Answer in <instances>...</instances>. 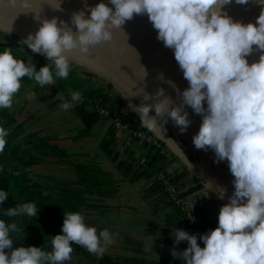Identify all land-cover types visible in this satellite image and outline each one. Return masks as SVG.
<instances>
[{
	"label": "clouds",
	"instance_id": "9594fccd",
	"mask_svg": "<svg viewBox=\"0 0 264 264\" xmlns=\"http://www.w3.org/2000/svg\"><path fill=\"white\" fill-rule=\"evenodd\" d=\"M232 2L108 0L106 4L99 0L95 6L85 4L87 16L85 11L71 14L75 32L62 19L40 20L35 16L39 27L20 43L51 62L54 75L48 63L37 70L34 63L15 58L12 49L0 51L3 109L12 106L23 77L34 79L41 87L55 84V78L69 76L66 53H87L90 46L111 40V30L121 28L134 14L147 15L157 30L156 39L172 49L188 87L176 89L178 106H172V100L159 89L154 95L145 93L141 103L129 107L148 131L164 127L167 117L183 134L191 124L184 110L189 106L201 117L198 131L191 137L194 147L211 149L215 162L226 160L233 177L234 190L228 202L219 207L215 228L199 236L179 228L171 233L174 245L187 242L182 251L170 249L172 257L182 259L183 264H264V0H254L261 8L255 23L233 20L223 12V6ZM234 2L245 5L249 0ZM57 5L55 9H60L59 0ZM254 51L260 52L259 59L249 63L247 57ZM167 83L176 88L172 81ZM70 96L71 100L61 105L65 111L81 100L78 91L70 92ZM150 100L152 103H146ZM7 136V129L0 126V153L5 150ZM226 191L218 188V198L223 199ZM8 196L0 189V204ZM4 214L37 216L38 211L34 202H26L7 208ZM15 232V222L0 219V264H65L71 260L73 243L102 257L114 238L107 229L98 232L95 226L87 225L79 212H63L61 231L51 236V251L32 245L13 248ZM153 244L154 240L149 247Z\"/></svg>",
	"mask_w": 264,
	"mask_h": 264
},
{
	"label": "crops",
	"instance_id": "0c3cea01",
	"mask_svg": "<svg viewBox=\"0 0 264 264\" xmlns=\"http://www.w3.org/2000/svg\"><path fill=\"white\" fill-rule=\"evenodd\" d=\"M35 62L41 66L48 63L55 74V67L48 60ZM70 64L74 65V70H70L65 79L55 78V84L41 87L34 79L23 77L12 106L3 108L14 118L10 127H19L20 143L30 141L33 154L41 156L36 165L25 169L30 181L52 201L62 216L63 212H79L85 217V223L95 226L98 232L107 229L114 234L113 242L102 257L73 243L71 260L65 264H99L103 257L125 264H183L182 259L172 257L170 249L175 247L182 251L187 242L174 245L171 233L179 228L199 236L215 228L222 204L190 177L185 155L178 152L166 157L160 163L162 167L171 166L178 175L190 181L187 192L192 195L191 208L196 220L188 226L179 209L165 201L152 185L154 170L133 165L131 149L124 144L127 131H115L111 121L101 119L88 104L89 93L95 92L87 91L80 81L90 79L89 73L77 64ZM74 81H78V88L70 85ZM104 88L108 90L107 86ZM74 91L80 92L81 100L65 111L61 105L71 100L70 92ZM106 96H111L110 103L116 105V110L127 113L123 122L129 129H146L127 102L116 100L112 93L106 92L107 100ZM36 139L56 146L60 155L52 153L46 144L34 148L33 140ZM145 150L155 166L158 154L152 149ZM76 165L91 170V182L82 181ZM208 223L214 226H207ZM61 225L50 229V238L60 233ZM153 240V248H150ZM198 243L203 247L199 239Z\"/></svg>",
	"mask_w": 264,
	"mask_h": 264
},
{
	"label": "bare ground",
	"instance_id": "6f19581e",
	"mask_svg": "<svg viewBox=\"0 0 264 264\" xmlns=\"http://www.w3.org/2000/svg\"><path fill=\"white\" fill-rule=\"evenodd\" d=\"M59 2L60 9H55L58 6L57 0H14V3L11 0H0V23L13 25L15 31L26 37L30 32L35 33L40 20L56 17L58 21L62 19L67 22L75 32V26L71 25L70 21L71 14L74 11H85L87 16L85 4L95 6L99 0H59ZM104 2L107 4L108 0ZM109 6L112 7L110 4ZM35 16L40 20L34 19ZM111 31V40L90 46L87 53L100 52L101 54L98 55L103 54L104 57H108L107 61L129 75L133 71H140L142 76L158 81L159 85L173 88L167 83L170 80L176 85L174 89L178 88L182 91L188 87V82L174 59L172 49L165 47L162 41L156 39L157 30L153 28L146 14H134L133 19L127 20L121 28H114ZM165 120L164 127L177 139L187 154L198 181L221 204L227 203V197L234 190L231 183L233 177L229 172L227 161L215 162L211 149L204 151L194 147L191 137L197 130L188 127L186 132L181 134L171 119L165 117ZM160 138L167 142L168 138L165 135H161ZM221 187L227 190L223 199L218 198L217 189Z\"/></svg>",
	"mask_w": 264,
	"mask_h": 264
},
{
	"label": "trees",
	"instance_id": "16d2710c",
	"mask_svg": "<svg viewBox=\"0 0 264 264\" xmlns=\"http://www.w3.org/2000/svg\"><path fill=\"white\" fill-rule=\"evenodd\" d=\"M7 49L13 50V55L25 63H34L36 68L39 69L41 64L33 62L32 59L23 56L19 52L14 51L13 48L0 44V51ZM71 86L78 88L77 82H71ZM105 100V97H104ZM14 123L12 115L0 109V126H3L8 131L6 137L7 143L5 150L0 153V189L9 193L7 199L0 204V219L6 222H15L17 224V232L13 233V248L23 245L25 247L32 245L42 247L45 251H51V239L49 231L54 226L62 224L63 216L61 211L46 197L39 187L30 181L25 171L26 168L32 167L38 163L41 156L33 154L30 149V141L22 144L17 138L19 135V127L16 129L10 127ZM35 143H39L38 145ZM28 144V145H27ZM46 144L52 153L60 155V151L56 146L48 145L45 140H33L34 148L39 145ZM158 154V153H157ZM159 157H161L158 154ZM76 171L81 175L84 182H91L92 172L85 166L76 165ZM26 202H34L38 211L37 216H22V217H8L4 213L7 208L15 207L17 204ZM209 224V223H208ZM210 227L214 225L210 223ZM206 228V227H204ZM99 264H125L114 262L110 257H103L100 259Z\"/></svg>",
	"mask_w": 264,
	"mask_h": 264
},
{
	"label": "built area",
	"instance_id": "2783aa9c",
	"mask_svg": "<svg viewBox=\"0 0 264 264\" xmlns=\"http://www.w3.org/2000/svg\"><path fill=\"white\" fill-rule=\"evenodd\" d=\"M99 92H95L88 95V104L95 111L96 115L101 119H107L111 121L112 128L119 131H127V136L124 140V144L131 149L130 158L133 161V165L136 168L143 170H154V179L152 185L157 187L160 192V196L167 201L170 205L179 209L187 225L190 226L193 221L196 220V216L191 208V196L187 192L189 186L186 177L178 175L171 166L162 167L160 164L162 160L168 157L167 148L163 140L155 135L153 131L147 129L137 128L129 129L128 125L123 122V119H127V113L120 112L116 105L110 103L111 96L105 98ZM152 149L155 154H159L157 164L152 166V161L149 155H146V150ZM155 168V169H154Z\"/></svg>",
	"mask_w": 264,
	"mask_h": 264
},
{
	"label": "water",
	"instance_id": "95a60500",
	"mask_svg": "<svg viewBox=\"0 0 264 264\" xmlns=\"http://www.w3.org/2000/svg\"><path fill=\"white\" fill-rule=\"evenodd\" d=\"M222 10L233 20L240 21L242 23H255L256 17L260 14L261 8L254 2V0H249V2L245 5L236 4L233 0L232 3L223 6ZM4 25L0 23V31L17 35L21 39L25 38L24 36H21L19 32L14 30L13 25ZM99 53L89 54L80 53L78 50H72L66 53V55L70 59L71 63L77 64L80 68L100 77L116 90H118L129 104H139L143 101V95L145 93L154 95L159 89H163L164 95L168 96L172 100V106H178L180 104V97L176 89L165 87V85L162 86L161 84L159 85L158 81L156 82L154 79L149 80L147 77L142 76L143 74L141 75L142 72L140 71H133L131 76L124 72V70L107 61L109 59L108 57H104L103 54V56L98 55ZM259 55V51H254L251 53L247 57L249 63L258 60ZM138 74L140 75L139 79ZM137 94L138 96H134ZM146 103H152V101H146ZM184 110L189 114L188 119L191 121L189 127L198 131L201 117L198 114H195L189 106H184ZM191 132H193V130H191Z\"/></svg>",
	"mask_w": 264,
	"mask_h": 264
},
{
	"label": "rangeland",
	"instance_id": "374dc122",
	"mask_svg": "<svg viewBox=\"0 0 264 264\" xmlns=\"http://www.w3.org/2000/svg\"><path fill=\"white\" fill-rule=\"evenodd\" d=\"M21 38H19L17 35H14V34H10V33H6L4 31H0V44L1 45H4V46H8V47H11L14 49V51L16 52H19L20 54L24 55V56H27L29 58H31L34 62L37 60V61H45L47 60L43 55L41 54H36V53H32L30 49H28V47L26 45H22L20 42H21ZM52 66V65H51ZM53 67V66H52ZM74 65L70 64V70H74L73 69ZM54 68V67H53ZM80 68V67H79ZM82 69V68H80ZM83 71L89 73L88 71L84 70ZM82 73V72H81ZM79 73V74H81ZM82 75V74H81ZM77 78L79 76H76ZM90 79L88 78H84L85 80H81L80 81V77H79V81L82 82V85L83 87H87V91H93V92H99L101 93L102 95H106V92L107 94L109 93H112L113 96L116 98V100L120 101V102H127V100L123 97V95L118 91L116 90L114 87H112L110 84H108L105 80L101 79L100 77L92 74V73H89V76H88ZM81 85V84H80ZM81 85V86H82ZM107 86V89L106 90L104 87ZM110 87V88H109ZM96 90H94V89ZM98 88H101V89H98ZM93 89V90H91ZM104 91H103V90ZM86 91V90H85ZM128 103V102H127ZM129 104V103H128ZM130 105V104H129ZM136 113V112H135ZM137 114V113H136ZM155 135H157L158 137H160L161 135H167L166 137L168 138L167 139V142H164L167 150V153H168V157L172 154L174 155L175 153H181L185 156H183L185 158V161H187L188 165H189V170H191V178H193V180L195 182H197L198 186L200 188H203L204 187L202 186V184L198 181V179L196 178V175H195V169L193 168V166L191 165V161L189 160L187 154L185 153V151L183 150V148L179 145L177 139L165 128L163 127V125H161V127L157 128L156 131H154ZM171 140V141H170ZM169 143H174L173 146H168ZM178 153V154H179ZM190 175V174H189ZM195 175V176H194ZM187 178V177H186ZM188 180V179H187ZM189 182V180H188ZM207 191H209L208 189H206ZM5 251H8L7 249Z\"/></svg>",
	"mask_w": 264,
	"mask_h": 264
}]
</instances>
